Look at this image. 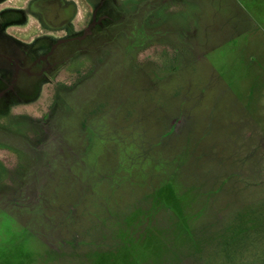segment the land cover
<instances>
[{
  "label": "rangeland",
  "instance_id": "374dc122",
  "mask_svg": "<svg viewBox=\"0 0 264 264\" xmlns=\"http://www.w3.org/2000/svg\"><path fill=\"white\" fill-rule=\"evenodd\" d=\"M156 3L0 98V264H264V0Z\"/></svg>",
  "mask_w": 264,
  "mask_h": 264
},
{
  "label": "flooded vegetation",
  "instance_id": "af4514ba",
  "mask_svg": "<svg viewBox=\"0 0 264 264\" xmlns=\"http://www.w3.org/2000/svg\"><path fill=\"white\" fill-rule=\"evenodd\" d=\"M168 1L0 0V98L20 75L25 80L19 93L34 98L67 93L72 78L78 84L85 82V40L92 30H101V36L120 28L123 8L124 14L137 17L143 10L137 8L139 2H157L161 9ZM150 12L144 13L146 18ZM117 39L113 38L110 54L101 61L121 60ZM136 48V41L128 42L126 53L130 56Z\"/></svg>",
  "mask_w": 264,
  "mask_h": 264
}]
</instances>
